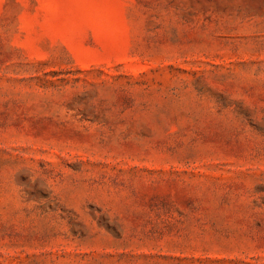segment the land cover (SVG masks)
Returning <instances> with one entry per match:
<instances>
[{
    "label": "rangeland",
    "instance_id": "374dc122",
    "mask_svg": "<svg viewBox=\"0 0 264 264\" xmlns=\"http://www.w3.org/2000/svg\"><path fill=\"white\" fill-rule=\"evenodd\" d=\"M0 264H264V0H0Z\"/></svg>",
    "mask_w": 264,
    "mask_h": 264
}]
</instances>
